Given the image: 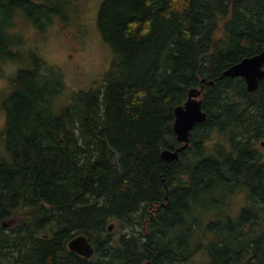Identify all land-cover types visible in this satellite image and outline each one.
Listing matches in <instances>:
<instances>
[{
	"label": "trees",
	"instance_id": "16d2710c",
	"mask_svg": "<svg viewBox=\"0 0 264 264\" xmlns=\"http://www.w3.org/2000/svg\"><path fill=\"white\" fill-rule=\"evenodd\" d=\"M71 1L0 0V59L14 55L2 32L14 8L43 27ZM97 23L115 52L100 84L56 111L62 75L34 58L2 104L0 263L264 264V76L252 91L222 76L264 48V0H104ZM192 87L207 117L164 160ZM43 202L53 226L36 216ZM77 234L90 258L65 249Z\"/></svg>",
	"mask_w": 264,
	"mask_h": 264
},
{
	"label": "rangeland",
	"instance_id": "374dc122",
	"mask_svg": "<svg viewBox=\"0 0 264 264\" xmlns=\"http://www.w3.org/2000/svg\"><path fill=\"white\" fill-rule=\"evenodd\" d=\"M103 1L72 0L71 7L66 8L63 16L52 15V22L47 23L41 30L33 26L24 14H15V30L12 32L28 35L32 39L26 41L23 38V44L19 42L15 45L14 49L22 51L24 55L0 59V130L5 125L2 104L14 90L13 79L18 70L32 68V57L43 61L44 67L55 66L62 75L65 88L53 99L56 111L65 108L77 91L88 90L101 83L103 75L110 69L115 58L113 47L104 39L97 23L99 7ZM9 158L3 133L0 134V160ZM237 195L240 194L233 197L228 207L233 214L240 201ZM17 217L18 215L14 218ZM206 217L204 214L203 219ZM203 255L204 253H196L189 263H206Z\"/></svg>",
	"mask_w": 264,
	"mask_h": 264
},
{
	"label": "water",
	"instance_id": "95a60500",
	"mask_svg": "<svg viewBox=\"0 0 264 264\" xmlns=\"http://www.w3.org/2000/svg\"><path fill=\"white\" fill-rule=\"evenodd\" d=\"M222 75L225 76H242L246 82L247 90H255L260 79L264 76V48L251 56H246L239 62L226 68ZM212 83L213 81H208ZM201 89L191 88L188 91L187 100L182 105L174 108V123L173 130L178 141L183 144L175 149L164 148L160 155L164 160L173 161L178 159L179 151L185 149L189 143V132L196 123L202 122L206 119V112L202 109L201 99H199ZM264 146V141L260 142ZM114 224L110 223L107 230L111 231ZM68 246L70 250L78 254L90 257L93 254V247L88 241L87 237L79 234L73 237Z\"/></svg>",
	"mask_w": 264,
	"mask_h": 264
},
{
	"label": "flooded vegetation",
	"instance_id": "af4514ba",
	"mask_svg": "<svg viewBox=\"0 0 264 264\" xmlns=\"http://www.w3.org/2000/svg\"><path fill=\"white\" fill-rule=\"evenodd\" d=\"M16 13H22V14H24L25 16H27L29 19H30V21H31V23H32V25L33 26H37V27H39V29L41 30V26H40V23H39V21H35V20H33V19H31L29 16H28V14H27V12L24 10V9H16V8H14L13 10H12V14H11V16H10V18H9V23L6 25V26H4L3 28H2V32H4V35L5 36H7L10 40H8V42L10 43V45H12V48H11V50H12V53L14 54L15 52H14V47H15V45L17 44V43H19V42H21V44H23L24 43V39L23 38H25V40L26 41H31V37H29L28 35H23V34H19V33H17V32H12V31H14L15 30V28H14V21H13V19L15 18V14ZM52 22V16H51V18H50V20H47V21H45L44 20V25H43V27L47 24V23H51ZM14 39H16L17 41H12V40H14ZM20 40V41H19ZM21 47V46H20ZM19 48V47H18ZM25 53H23L22 51H19L18 50V52L16 51V53H15V55H19V56H22V55H24ZM4 58H7V56L6 57H4ZM33 58V57H32ZM2 60V59H1ZM237 199H240V201H239V203H238V205H236L235 206V210H236V212L233 214V213H231L232 215H238L239 213H240V211H241V209L243 208V205H244V199H243V196L242 195H237ZM40 205L42 206V207H38L37 208V211H36V216L37 217H40L41 215L43 216V217H45L46 218V220H47V222H51V225L53 226V221L55 220V217H50V216H47V215H45L44 213H46V212H49L50 210H49V208H48V206L50 205V203H47V202H43V203H40ZM229 213H230V209H229ZM213 215H215V213H213ZM209 222V221H208ZM41 235H43V237L44 238H46V239H51V238H53L54 237V232H51V231H47V232H45V233H41ZM62 243V239H60L59 238V244H61ZM65 249H68V242H66V244H65ZM2 262H5L6 264H11V262L10 261H8V260H4V261H2Z\"/></svg>",
	"mask_w": 264,
	"mask_h": 264
},
{
	"label": "bare ground",
	"instance_id": "6f19581e",
	"mask_svg": "<svg viewBox=\"0 0 264 264\" xmlns=\"http://www.w3.org/2000/svg\"><path fill=\"white\" fill-rule=\"evenodd\" d=\"M94 248V247H93Z\"/></svg>",
	"mask_w": 264,
	"mask_h": 264
}]
</instances>
